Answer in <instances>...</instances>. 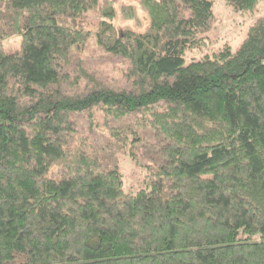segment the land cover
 Returning a JSON list of instances; mask_svg holds the SVG:
<instances>
[{
    "label": "trees",
    "instance_id": "trees-1",
    "mask_svg": "<svg viewBox=\"0 0 264 264\" xmlns=\"http://www.w3.org/2000/svg\"><path fill=\"white\" fill-rule=\"evenodd\" d=\"M215 1L0 0V264H264V18L185 65Z\"/></svg>",
    "mask_w": 264,
    "mask_h": 264
},
{
    "label": "rangeland",
    "instance_id": "rangeland-1",
    "mask_svg": "<svg viewBox=\"0 0 264 264\" xmlns=\"http://www.w3.org/2000/svg\"><path fill=\"white\" fill-rule=\"evenodd\" d=\"M120 5L124 7L134 8L136 12V20H125L120 14ZM118 20L115 24L121 28H131L134 31L144 33L149 24V16L145 10L140 6L139 0H119L117 6ZM215 20L213 24V30L208 36L209 46L207 49L201 51H194L188 54L185 58V65H188L193 60H200L206 55L211 54L225 45H228L233 53L237 52L243 41L247 38L249 29L258 22V20L264 18V2L260 3L255 12L239 13L235 12L232 7L228 6L224 0H216L214 4ZM90 28L92 30L97 29L98 19L95 16H90ZM5 49L8 54L17 53L20 50V38L15 37L5 43ZM90 72L97 76V78L110 85L112 87H120L125 84L122 81L121 69L126 72L127 65L125 66H113L106 62L105 59L94 60L90 63L88 68ZM80 91L87 87V81L81 80ZM84 82V83H83ZM76 91H70V95H74ZM104 114L98 113L100 119ZM104 136H108L105 131ZM137 175H136V174ZM133 176H135L133 178ZM126 181L130 184L134 181L143 179V176L133 171V166L128 163L125 168ZM18 262V261H16ZM17 264V263H15Z\"/></svg>",
    "mask_w": 264,
    "mask_h": 264
}]
</instances>
